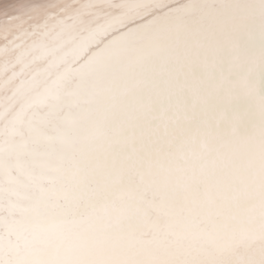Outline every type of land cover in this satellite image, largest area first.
<instances>
[{"label":"snow or ice","instance_id":"snow-or-ice-1","mask_svg":"<svg viewBox=\"0 0 264 264\" xmlns=\"http://www.w3.org/2000/svg\"><path fill=\"white\" fill-rule=\"evenodd\" d=\"M0 264H264V0H0Z\"/></svg>","mask_w":264,"mask_h":264}]
</instances>
